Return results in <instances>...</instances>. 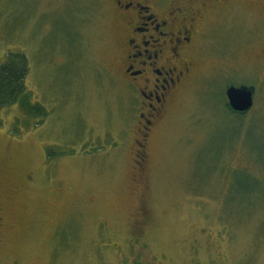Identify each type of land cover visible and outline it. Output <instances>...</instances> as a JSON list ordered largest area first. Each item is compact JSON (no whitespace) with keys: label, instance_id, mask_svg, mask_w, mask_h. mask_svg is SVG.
Segmentation results:
<instances>
[{"label":"rangeland","instance_id":"374dc122","mask_svg":"<svg viewBox=\"0 0 264 264\" xmlns=\"http://www.w3.org/2000/svg\"><path fill=\"white\" fill-rule=\"evenodd\" d=\"M227 8L146 131L109 0H0V62L26 55L43 108H0V257L264 264V5ZM230 85L255 87L250 111L229 110Z\"/></svg>","mask_w":264,"mask_h":264},{"label":"flooded vegetation","instance_id":"af4514ba","mask_svg":"<svg viewBox=\"0 0 264 264\" xmlns=\"http://www.w3.org/2000/svg\"><path fill=\"white\" fill-rule=\"evenodd\" d=\"M258 1L264 5V0ZM109 2L113 18L121 26L117 57L120 75L126 87L135 93L138 116L143 130L148 131L183 83L184 76L192 72L190 58L198 38L216 15H225L223 11L235 0ZM259 57H264V49ZM8 194L7 189L0 187V203ZM3 219L0 210V228ZM10 257H0V264H19Z\"/></svg>","mask_w":264,"mask_h":264},{"label":"trees","instance_id":"16d2710c","mask_svg":"<svg viewBox=\"0 0 264 264\" xmlns=\"http://www.w3.org/2000/svg\"><path fill=\"white\" fill-rule=\"evenodd\" d=\"M29 71V61L23 53H9L0 62V108L18 103L29 112L43 113L41 106L31 103L26 84Z\"/></svg>","mask_w":264,"mask_h":264},{"label":"water","instance_id":"95a60500","mask_svg":"<svg viewBox=\"0 0 264 264\" xmlns=\"http://www.w3.org/2000/svg\"><path fill=\"white\" fill-rule=\"evenodd\" d=\"M255 92L254 86H228L226 89L227 107L237 114L247 113L253 107Z\"/></svg>","mask_w":264,"mask_h":264}]
</instances>
